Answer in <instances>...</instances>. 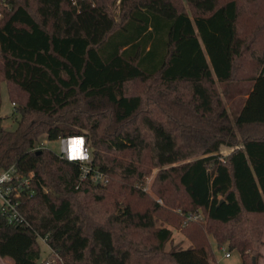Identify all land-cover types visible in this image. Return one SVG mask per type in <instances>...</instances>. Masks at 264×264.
Instances as JSON below:
<instances>
[{
  "label": "trees",
  "instance_id": "16d2710c",
  "mask_svg": "<svg viewBox=\"0 0 264 264\" xmlns=\"http://www.w3.org/2000/svg\"><path fill=\"white\" fill-rule=\"evenodd\" d=\"M62 1L80 35L51 31L30 1L0 0V120L3 85L20 115L15 130L0 126V171L36 180L21 207L30 227L0 214V257L45 264L40 234L54 264H218L225 244L256 264L264 0ZM44 135L85 136L107 183H80L77 163L37 149ZM199 211L206 223L188 220ZM164 224L190 245L167 250Z\"/></svg>",
  "mask_w": 264,
  "mask_h": 264
},
{
  "label": "rangeland",
  "instance_id": "374dc122",
  "mask_svg": "<svg viewBox=\"0 0 264 264\" xmlns=\"http://www.w3.org/2000/svg\"><path fill=\"white\" fill-rule=\"evenodd\" d=\"M29 2L28 7L32 12L35 14L38 13L40 19L44 25H46L51 31H55L61 34H69L75 35L76 33L81 34V29L79 28L78 24L76 23L72 13L68 10V8L63 4L62 0H26ZM119 1H116L118 5ZM41 14V15H39ZM42 16V17H41ZM264 19V13H263ZM3 94H2V107H1V120L0 126L5 130H15L18 125V119L20 115L16 112V107L13 106L10 101L8 100L6 86L3 85ZM233 118V117H232ZM42 147L50 149L54 151L56 154L60 152V143L59 140H48V138L44 135L40 142ZM223 147V146H222ZM228 147V146H226ZM221 153V152H220ZM222 154V153H221ZM223 156H227L222 154ZM158 169H154V171L147 175L144 178L145 187L147 188L144 190L145 192H149L154 196L153 191H151V185L154 181L156 172ZM107 183V182H106ZM141 183H138L137 186L139 187ZM201 221L203 224L206 223V218L204 215L201 214ZM190 220V219H189ZM165 227L172 230V238L170 242L166 245V249H170L173 245H180L182 247H187L190 245L189 240L183 235V233L178 228H173L169 225L164 224ZM214 247L216 246L215 240L210 237ZM264 239V236H263ZM41 249V258L42 259H49L47 262L50 264H54L56 261L53 257H50L49 250L43 244L40 245ZM230 253V257H225L226 253ZM260 256L255 257L252 256V260L256 264H264V245L259 250ZM216 259L218 264H241V257L237 251H229L227 245H223L221 249H215ZM8 259H4L0 257V264H4V262ZM42 262V261H41Z\"/></svg>",
  "mask_w": 264,
  "mask_h": 264
},
{
  "label": "built area",
  "instance_id": "2783aa9c",
  "mask_svg": "<svg viewBox=\"0 0 264 264\" xmlns=\"http://www.w3.org/2000/svg\"><path fill=\"white\" fill-rule=\"evenodd\" d=\"M76 139L83 140V142L72 143V140ZM59 143L60 152L58 153V156L66 161L75 162L80 166V183L89 179L96 184H106V175L100 170H95L92 167L91 151L85 136L60 138ZM42 145L43 144L39 145L37 149L41 148ZM35 183L36 180L33 173H21L14 165L8 169L0 171V214L5 217L9 224L30 227V223L22 214L21 207L24 198L30 199L35 196ZM146 189L147 188L144 187V190ZM43 190L47 191L44 187ZM198 213V215L194 216L189 215L188 220H195L202 217L201 211ZM37 240L40 245H45L49 252H51L47 236L37 234ZM225 257H230V253H226ZM41 261L45 264L48 263L42 258Z\"/></svg>",
  "mask_w": 264,
  "mask_h": 264
},
{
  "label": "crops",
  "instance_id": "0c3cea01",
  "mask_svg": "<svg viewBox=\"0 0 264 264\" xmlns=\"http://www.w3.org/2000/svg\"><path fill=\"white\" fill-rule=\"evenodd\" d=\"M69 35V34H68ZM75 35H80V32L79 33H76ZM234 151V148L233 147H226V146H223L220 148V152L224 155H227V154H230L231 152ZM8 260H6L4 262V264H13V261L10 259V258H6Z\"/></svg>",
  "mask_w": 264,
  "mask_h": 264
},
{
  "label": "bare ground",
  "instance_id": "6f19581e",
  "mask_svg": "<svg viewBox=\"0 0 264 264\" xmlns=\"http://www.w3.org/2000/svg\"><path fill=\"white\" fill-rule=\"evenodd\" d=\"M81 142H83V140H78V139L72 140V143H81Z\"/></svg>",
  "mask_w": 264,
  "mask_h": 264
}]
</instances>
